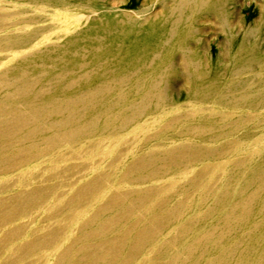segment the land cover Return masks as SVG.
I'll use <instances>...</instances> for the list:
<instances>
[{
    "label": "rangeland",
    "instance_id": "rangeland-1",
    "mask_svg": "<svg viewBox=\"0 0 264 264\" xmlns=\"http://www.w3.org/2000/svg\"><path fill=\"white\" fill-rule=\"evenodd\" d=\"M175 1L0 0V264H264V0Z\"/></svg>",
    "mask_w": 264,
    "mask_h": 264
},
{
    "label": "bare ground",
    "instance_id": "bare-ground-1",
    "mask_svg": "<svg viewBox=\"0 0 264 264\" xmlns=\"http://www.w3.org/2000/svg\"><path fill=\"white\" fill-rule=\"evenodd\" d=\"M33 1H34V0H33ZM176 1H178V0H176ZM176 1H175V2H176ZM185 1L187 2V0H185ZM191 1H192V0H191ZM191 1H190V2H191ZM196 1H197V0H196ZM199 1H200V0H199ZM179 2H180V5L183 4V3H181V1H178V4H179ZM182 2H183V1H182ZM190 2L188 1L186 4H190ZM202 2H204V1H202ZM176 3H177V2H176ZM184 3H185V2H184ZM192 3L195 4V2H192ZM206 3H207V2H206ZM174 4H175V3H174ZM204 4H205V3H203V5H204ZM183 5H184V4H183ZM195 5H196V4H195ZM195 5H194V6H195ZM173 6H175V5H173ZM181 6H182V5H181ZM186 6H187V5H186ZM186 6H185V7H186ZM194 6H193V7H194ZM197 6H200V4H199V5L197 4ZM204 6H205V5H204ZM168 7H169V6H168ZM170 7H171V6H170ZM164 8H165V6H164ZM182 8H183V7H182ZM186 8H187V7H186ZM188 8H190V6H189ZM188 8H187V9H188ZM194 8H197V7H194ZM198 8H199V7H198ZM198 8H197V9H198ZM213 8H215V7H213ZM177 9H178V8H177ZM202 9H203V8H202ZM215 9H216V8H215ZM170 10H171V9H170ZM173 10H174V8H173ZM179 10H180V9H179ZM200 10H201V7H200ZM181 11H182V10H181ZM184 11H185V10H184ZM188 11H189V9H188ZM193 11H194V9H193ZM167 12H168V11H167ZM172 12H174V11H172ZM190 12H192V11H190ZM197 12H199V10H198ZM170 13H171V12H170ZM170 13H169V14H170ZM178 13H179V12H178ZM182 13H183V12H182ZM185 13H187V12H184V15H185ZM193 13H194V12H193ZM160 14L162 15L163 13H160ZM166 14H167V13H166ZM170 15H172V13H171ZM178 15H180V14H178ZM158 16H159V15H158ZM166 16H167V15H166ZM166 16H165V17H166ZM187 16L189 17V16H192V15L188 14ZM187 16H186V17H187ZM162 17H163V15H162ZM170 17H171V16H170ZM186 17H185V19H186ZM38 18H40V17H38ZM38 18H37V20H38ZM42 18H43V17H42ZM166 18H167V17H166ZM176 18H177V17H176ZM35 19H36V18H35ZM152 19H153V18H152ZM155 19H156V18H155ZM155 19H154V20H155ZM167 19H170V18H167ZM181 19H182V18H181ZM188 19H189V18H188ZM37 20H36V21H37ZM158 20H159V19H158ZM176 20H177V19H176ZM176 20H175V21H176ZM178 20H179V19H178ZM29 21H30V20H29ZM32 21L34 22L33 19H32ZM147 21H148V20H147ZM163 21H165V20H163ZM186 21H187V19H186ZM120 22H122V21H120ZM120 22H119V21H117V22H113V26L107 24L108 27H106L105 25L102 24V25H99V26H96V27H93V28L89 29V30H88L87 32H85V33H82V34H84L86 37H82V34H81V36H80L81 38L79 37V39L77 40L76 48H77V49H80V48H81V50H83V49L85 48V46L87 47V46H90V45H93V46H95L96 48H97V47H99V48L101 47V48H102V46H101L102 44H101V43H103V40L106 39V38H107L106 41L109 40V38H110V42H111V43H113V42L116 43V41L114 40V36H115L116 40H118L120 36H121L123 39H125V41L128 40L129 38H132L131 43H129V45H131V47L134 46V45H136V44H139V43L141 44V42L144 43V44H147V43L150 42V37H152V36H150V35H151L152 32L155 30V28L158 27L157 25L151 24L152 21H150V22H146L145 24H143L142 26H140V28H138V29H136V28H132L133 30H131V29L128 30V29L126 28V27H128V26L125 25V26H126V27H125V26H123V23H122V24H119ZM107 23H108V22H107ZM131 23H132V22H131ZM154 23H155V22H154ZM156 23H157V22H156ZM162 23H163V22H162ZM104 24H105V23H104ZM164 24H165V23H164ZM133 25H134V24H133ZM169 25H170V24H169ZM117 26H118V27H117ZM121 26H122V27H121ZM137 26H138V25H137ZM137 26H136V27H137ZM164 26H165V25H164ZM113 27H114V28H119V30L114 31V30H113ZM129 27H130V25H129ZM160 27H161V26H160ZM160 27H158V28H160ZM125 28H126V29H125ZM158 28H157V29H158ZM106 29H107V30H106ZM86 30H87V29H86ZM163 30H164V29H163ZM163 30H162V31H163ZM164 31H165V30H164ZM167 31H168V30H167ZM172 31H173V29H172ZM78 32H79V31H78ZM78 32H77V33H78ZM159 32H160V31H159ZM165 32H166V31H165ZM168 32L171 34L170 31H168ZM166 33H167V32H166ZM170 34H169V36L171 37L172 35H170ZM172 34H173V33H172ZM74 35H75V34H74ZM91 35H95V36H94V39H93V38H90ZM167 35H168V34H167ZM161 36H164V35H161ZM169 36H168V37H169ZM173 36H174V35H173ZM112 37H113V38H112ZM165 37H167V36H165ZM168 37H167V38H168ZM74 38H75V37H74ZM111 38H112V39H111ZM87 39H89V40H87ZM165 39H166V38H165ZM168 39H169V38H168ZM168 39H167V40H168ZM171 39H172V38H171ZM171 39H170V40H171ZM119 40H120V39H119ZM119 40H118V41H119ZM170 40H169V41H170ZM72 41H73V40H72ZM98 41H100V42H98ZM153 41H154V40H153ZM169 41H168V42H169ZM65 42H66V41H65ZM67 42H68V41H67ZM160 42H161V41H160ZM166 42H167V41H166ZM168 42H167V43H168ZM107 43H108V41H107ZM150 43H151V42H150ZM153 43H154V42H153ZM157 43H158V42H157ZM162 43H163V42H162ZM164 43H165V42H164ZM167 43H166V44H167ZM66 44H67V43H66ZM70 44H71V43H70ZM96 44H98V45L96 46ZM99 44H100V45H99ZM116 44H117V43H116ZM127 44H128V43H127ZM72 45H73V44H72ZM105 45H106V42H105ZM112 45H114V44H112ZM161 45H162V44H161ZM60 46H61V45H60ZM67 46H69V45H67ZM138 46H139V45H138ZM142 46H144V45H142ZM145 46H146V45H145ZM145 46H144V47H145ZM147 46H148V45H147ZM109 47H111V46H109ZM60 48H62V47H60ZM65 48H66V47H65ZM99 48H97V51L100 50ZM104 48H105V47H104ZM111 48H112V47H111ZM111 48H110V49H111ZM125 48H126V47H125ZM159 48H160V47H159ZM118 49H119V48H118ZM161 49H162V48H161ZM84 50H85V49H84ZM86 50H87V48H86ZM88 50H89V49H88ZM88 50H87V51H88ZM120 50H121V49H120ZM137 50H138V49H137ZM145 50H146V48H145ZM75 51H76V50H75ZM92 51H93V50H92ZM106 51H107V50H106ZM106 51H105V53H106ZM126 51H127V50H126ZM146 51H147V50H146ZM154 51H155V50H154ZM160 51H161V50H159V51H157V52H160ZM165 51H166V50H165ZM61 52H62V51H61ZM148 52H149V51H148ZM150 52H151V50H150ZM66 53H67V52H66ZM87 53H88V52H87ZM93 53H94V56H92V55L90 54V55H91L90 57H92V58H93V57H96V58H97V54H96L95 52H93ZM97 53L99 54V52H97ZM153 53H154V52H153ZM160 53H161V52H160ZM64 54H65V53H64ZM72 54H74V53H72ZM81 54H83V53H81ZM84 54H85V52H84ZM84 54H83V55H84ZM122 54H123V53H122ZM122 54H121V55H122ZM135 54H136V53H135ZM137 54H138V53H137ZM150 54H152V53H150ZM150 54H149V55H150ZM154 54H156V52H155ZM154 54H153V55H154ZM162 54H163V53H162ZM76 55H78V54H76ZM83 55H78L77 63H78L79 61H82V59L84 60V58H82ZM85 55H86V54H85ZM95 55H96V56H95ZM114 55H115V54H114ZM114 55H113V56H114ZM126 55H127V54H126ZM141 55H142V54H141ZM146 55H147V54H146ZM157 55H158V53H157ZM65 56H66V55H64V57H65ZM98 56H99V55H98ZM106 56H107V55H106ZM113 56H112V57H113ZM118 56H120V55H118ZM122 56H123V55H122ZM130 56H131V55H130ZM139 56H140V55H139ZM150 56H151V55H150ZM163 56H164V55H163ZM64 57H63V58H64ZM108 57H109V56H108ZM132 57H133V56H132ZM140 57H141V56H140ZM140 57H139V58H140ZM153 57H154V56H153ZM60 58H61V57H60ZM86 58H88V57H86ZM114 58H115V57H114ZM136 58H137V57H136ZM157 58L159 59V57H157ZM106 59H108V58H105V61H107ZM111 59H112V58H111ZM128 59H129V58H128ZM151 59H152V58H151ZM160 59H161V58H160ZM55 60H56V59H55ZM91 60H93V59H91ZM108 60H109V59H108ZM115 60H116V58H115ZM129 60H130V59H129ZM53 61H54V60H53ZM109 61H110V60H109ZM153 61H154V58H153ZM87 62H88V61H87ZM89 62H90V61H89ZM99 62L101 63V61H99ZM99 62H98V63H99ZM107 62H108V61H107ZM118 62H119V61H118ZM120 62H123V61H120ZM132 62H133V61H132ZM132 62H131V63H132ZM150 62H151V61H150ZM77 63L75 62V65H76ZM83 63H84V61H83ZM111 63H112V62H111ZM115 63H116V62H115ZM138 63H139V62H138ZM148 63H149V62H148ZM151 63H152V62H151ZM151 63H149V64H151ZM153 63H154V62H153ZM153 63H152V64H153ZM62 64H63V63H62ZM89 64H90V63H89ZM92 64H93V63H92ZM103 64H104V62H103ZM108 64H110V63H108ZM120 64H121V63H120ZM136 64H137V63H136ZM149 64H147V66H148ZM190 64H191V63H190ZM59 65H60V64H59ZM67 65H68V64H67ZM84 65H86V63H85ZM104 65H106V63H105ZM117 65H118V64H117ZM132 65H133V64H132ZM139 65H140V64H139ZM193 65H194V64H193ZM193 65H192V66H193ZM45 66H46V65H45ZM50 66H51V65H50ZM63 66H64V65H63ZM73 66H74V65H73ZM90 66H91V65H90ZM98 66H99V64H98ZM111 66H113V64H111ZM115 66H116V65H115ZM115 66H114V67H115ZM118 66H119V65H118ZM118 66H117V67H118ZM130 66H131V65H130ZM130 66H129V67H130ZM154 66H156V65H154ZM165 66H166V65H165ZM48 67H49V66H48ZM61 67H62V66H61ZM81 67H83V66H81ZM86 67H87V65H86ZM93 67H94V66H93ZM95 67H96V66H95ZM95 67H94V68H95ZM107 67H108V65H107ZM117 67H116V68H117ZM119 67H120V66H119ZM136 67H137V66H136ZM140 67H141V66H140ZM149 67H150V66H149ZM151 67H152V66H151ZM162 67H163V66H162ZM167 67H168V66H167ZM170 67H171V66H170ZM170 67H169V68H170ZM78 68H79V67H78ZM88 68H89V67H88ZM133 68H134V67H133ZM196 68L198 69V67H196ZM60 69H61V68H60ZM64 69H65V68H64ZM102 69H104V68H102ZM106 69H107V68H106ZM106 69H105V70H106ZM108 69H109V67H108ZM120 69H121V68H120ZM129 69H130V68H129ZM141 69H142V68H141ZM17 70H18V67H17ZM73 70H74V69H73ZM80 70H81V69H80ZM87 70H88V69H87ZM89 70H90V69H89ZM91 70H92V69H91ZM84 71H85V70H84ZM92 71H93V70H92ZM92 71H91V72H92ZM117 71H118V70H117ZM128 71H129V70H128ZM32 72H33V71H32ZM52 72H53V70H52ZM60 72L63 73V71H60ZM66 72H67V71H66ZM70 72L72 73L73 71H70ZM91 72H89V73H91ZM93 72H94V71H93ZM111 72H112V70H111ZM115 72H116V71H115ZM125 72H126V71H125ZM136 72H137V71H136ZM58 73H59V72H58ZM58 73H57V74H58ZM67 73H69V72H67ZM86 73H87V72H86ZM100 73H101V71H100ZM138 73H139V71H138ZM142 73H143V72H140V74H142ZM38 74H39V73H38ZM43 74H45V73L43 72ZM50 74H52V73L50 72ZM50 74H49V75H50ZM60 74H61V73H60ZM83 74H84V73H83ZM97 74H98V73H97ZM97 74H96V76H97ZM104 74H105V73H104ZM122 74H124V73H122ZM127 74H128V73H127ZM133 74H136V73L133 72ZM40 75H41V74H40ZM63 75H65V74H63ZM78 75H79V74H78ZM80 75H81V73H80ZM84 75H86V76L88 77L87 74H84ZM84 75H83V76H84ZM100 75H101V74H100ZM138 75H139V74H138ZM192 75H193V74H192ZM195 75H196V74H195ZM198 75H199V73L197 74V76H198ZM55 76H56V75H55ZM91 76H92V75H91ZM112 76H113V75H112ZM124 76H125V75H124ZM131 76H132V73H131ZM131 76H130V77H131ZM134 76H135V75H134ZM136 76H137V75H136ZM136 76H135V77H136ZM141 76H142V75H141ZM193 76H194V75H193ZM193 76H192V77H193ZM197 76H196V77H197ZM53 77H54V76H53ZM76 77H77V76H76ZM87 77H86V78H87ZM126 77H127V76H126ZM147 77H148V76H147ZM30 78H32V77H30ZM50 78H52V77H50ZM57 78H62V77H58V76H57ZM57 78H53V79H57ZM81 78H83V77L80 76V79H81ZM88 78H89V77H88ZM88 78H87V80H88ZM111 78L113 79L114 77H111ZM111 78H110V79H111ZM127 78H128V77H127ZM137 78H138V77H137ZM137 78H136V79H137ZM47 79H48V78H47ZM53 79H52V81H54ZM62 79H63V78H62ZM65 79H67V78L65 77ZM72 79H73V78H72ZM74 79H79V78L77 77V78H74ZM89 79H90V78H89ZM124 79H125V78H124ZM132 79H133V78H132ZM145 79H146V78H145ZM145 79H144V81H145ZM24 80L29 81L30 79L28 80V78H27V79L25 78ZM24 80H23V81H24ZM31 80H32L33 83H34V80H33V79H31ZM82 80H83V79H82ZM125 80H127V79H125ZM128 80H130V79H128ZM21 81H22V80H21ZM27 81H26V84H27V85H28V84H31V83H27ZM36 81H37V80L35 79V83H36ZM47 81H48V80H47ZM55 81H58V82H59V80H55ZM64 81H65V80H64ZM97 81H98V80H97ZM97 81H96V82H97ZM29 82H31V81H29ZM49 82H51V81H49ZM49 82H47V83H49ZM61 82H62V81H61ZM61 82H60V83H61ZM68 82H70V81H68ZM73 82H75V81H73ZM112 82H113V81H112ZM132 82H133V80H132ZM141 82H142V81H141ZM150 82H151V81H150ZM78 83H80V82L78 81ZM100 83H101V82H100ZM49 84H50V83H49ZM65 84H66V82H65ZM65 84H64V85H65ZM76 84H77V83H76ZM76 84H75V85H76ZM98 84H99V83H98ZM141 84H142V83H141ZM37 85H38V83H36V86H37ZM55 85H56V84L54 83V87H55ZM75 85H74V86H75ZM86 85H87V84H86ZM92 85H93V84H92ZM101 85H103V84H101ZM128 85H129V84H128ZM14 86H15V85H12L13 88H14ZM66 86H67V84H66ZM82 86H83V85H82ZM93 86H94V85H93ZM96 86H97V85H96ZM96 86H95V87H96ZM107 86H108V85H107ZM107 86H106V88H108ZM110 86H111V85H110ZM110 86H109V88H110ZM115 86L117 87V85H115ZM115 86H114V88H116ZM118 86H119V85H118ZM129 86H130V85H129ZM132 86H133V85H132ZM151 86H152V85H151ZM34 87H35V84H34ZM50 87H52V86H50ZM50 87H49V85H48V88H50ZM54 87H53V88H54ZM84 87H85V86H84ZM84 87L81 88L80 85H79L78 88H77V90H78V91H83V90H84ZM102 87H104V86H102ZM120 87L122 88V87H124V86L120 85ZM120 87H118V88H120ZM130 87H131V86H130ZM135 87L137 88L136 84H135ZM45 88H46V86H45ZM53 88H52V89H53ZM61 88H62V87H61ZM61 88H60V90H61ZM65 88H66V87H65ZM65 88H64V90H65ZM67 88H68V86H67ZM70 88H71V87H70ZM88 88H89V87H88ZM109 88H108V89H109ZM112 88H113V87H112ZM140 88H141V87H140ZM140 88H139V89H140ZM52 89H51V90H52ZM54 89H55V88H54ZM72 89H73V88H72ZM92 89H93V88H92ZM92 89H90V91H91ZM144 89H145V87H144ZM23 90H25V89H23ZM23 90H22V91H23ZM47 90H50V89H47ZM87 90H88V89H87ZM94 90H95V89H94ZM102 90L105 91L106 89H102ZM102 90H101V91H102ZM147 90H148V89H147ZM25 91H26V90H25ZM25 91H24V92H25ZM38 91H39V90H38ZM95 91H97V90H95ZM27 92H29V91H27ZM27 92H25V93H27ZM64 92H65V91H64ZM69 92H70V91H69ZM91 92H92V91H91ZM148 92H150V91H147V93H148ZM39 93H40V92H38V94H39ZM61 93H62V92H61ZM66 93H67V92H66ZM85 93H86V91H85ZM92 93H94V92H92ZM95 93H96V92H95ZM95 93L93 94V95H94L93 97H95ZM147 93H145V96L147 95V97H148V95H149V96H152V95H153V94H152L153 92H151L152 95H151L150 93H148V94H147ZM48 94H49V93H48ZM76 94H77V93H76ZM76 94H75V95H76ZM82 94H83V93H82ZM86 94H87V93H86ZM86 94H85V95H86ZM90 94H91V93H90ZM96 94H97V93H96ZM99 94H101V93H99ZM120 94H121V93H120ZM35 95H36V93H35ZM35 95H33V96L35 97ZM85 95H84V96H85ZM91 95H92V94H91ZM37 96H39V95H37ZM51 96H52V95H51ZM87 96H89V94H87L86 97H87ZM154 96H155V95H154ZM154 96H153V98L151 97L152 100L154 99ZM31 97H32V96H31ZM54 97H55V96H54ZM74 97H77V96H74ZM74 97H73V99H72V97H71V100L73 101V102H72V105H76L75 108L77 107V105H78L79 107H77V109H74V108H73L72 110L70 109L69 111H70V112L72 111V114H75L74 116H76L77 113H79L78 117L80 116L79 118H81L82 116H84V115H83V114H84V111H82L83 113H81V111H78V110H81V108L83 107V105H84V103H85V100H83V99H82V100H78V104H77V100H76V98H74ZM78 97L80 98V96H78ZM91 97H92V96H91ZM114 97H115V96H114ZM116 97H117V96H116ZM118 97H119V96H118ZM118 97H117V98H118ZM37 98H38V97H37ZM37 98H36V99H37ZM64 98H65V97H64ZM81 98H82V97H81ZM102 98H103V96H102ZM21 99H22V98H21ZM74 99H75V100H74ZM85 99H87V98H85ZM97 99H98V98H97ZM19 100H20V99H19ZM22 100H23V99H22ZM54 100H55V99H54ZM69 100H70V99H69ZM88 100H89V99H88ZM88 100H86V101H88ZM92 100H94V99H92ZM92 100H91V101H92ZM148 100H149V98H148ZM24 101H26V100H24ZM27 101H28V100H27ZM67 101H68V100H67ZM103 101H104V100H103ZM114 101L116 102V100H114ZM114 101H113V102H114ZM149 101H151V100H149ZM29 102L32 103L31 100H30ZM62 102H63V101H62ZM69 102H70V101H69ZM88 102H89V101H88ZM96 102H98V101L96 100ZM100 102H101V100L99 99V103H100ZM111 102H112V101H111ZM115 102H114V103H115ZM147 102H148V101H147ZM22 103H23V101H22ZM70 103H71V102H70ZM70 103H69L67 106L71 105ZM114 103H113V105H114ZM24 104H25V103H24ZM62 104H63V103H62ZM92 104H95V103H92ZM92 104H91V105H92ZM97 104H98V103H97ZM97 104H96V105H97ZM60 105H61V104H60ZM65 105H66V104H65ZM65 105H64V107H65ZM115 105H117V104L115 103ZM118 105H119V104H118ZM85 106H87V104H85ZM89 106H90V105H89ZM93 106H94V105H93ZM109 106H110V105H109ZM70 107L72 108V106H70ZM107 107H108V106H107ZM114 107H115V106H114ZM116 107H118V106H116ZM126 107L128 108V106H126ZM54 108H57V107L55 106ZM67 108H68V107H67ZM67 108H65V109H66L65 115L68 113V112H67ZM108 108H110V107H108ZM57 109H58V108H57ZM68 109H69V108H68ZM105 109H106V108H105ZM114 109H115V108H114ZM51 110H52V109H51ZM53 110H54V109H53ZM60 110H61V109H60ZM73 110L78 111V112L75 113V112H73ZM82 110H85V108H84V109L82 108ZM122 110H123V109H122ZM125 110H126V108H125ZM54 111H58V110H54ZM63 111H65V110H63ZM87 111H88V110H87ZM107 111H108V110H107ZM13 112H14V111H13ZM60 112H61V115L64 114L62 111H59V113H60ZM88 112H89V111H88ZM104 112H105V111H104ZM110 112H111V111H110ZM46 113H48V112H46ZM46 113H45V114H46ZM51 113H52V117H53V114H54L53 111H52ZM105 113H106V112H105ZM111 113H112V112H111ZM13 114H14V113H13ZM33 114H34V113H33ZM33 114H32V115H33ZM55 114H56V113H55ZM69 114H71V113H69ZM88 114H89V113H88ZM34 115H35L36 117L38 116L37 114H34ZM59 115H60V114H59ZM61 115H60V116H61ZM102 115H103V113H102ZM110 115H111V114H110ZM39 116H40V115H39ZM39 116H38V119H40ZM41 116H43V114H42ZM47 116H48V115H47ZM56 116H57V114H56ZM60 116H59V117H60ZM113 116H114V115H113ZM32 117H34V116H32ZM36 117H35V119H36ZM61 117H62V116H61ZM109 117H110L111 119L113 118V117H111V116H109ZM114 117H115V116H114ZM30 118H31V116H30ZM65 118H67V117H65ZM68 118H69V117H68ZM35 119H34V120H35ZM75 119H76V118H75ZM81 119H82V118H81ZM121 119H122V118H121ZM125 119H126V118L123 119V122H124ZM44 120H45V119H44ZM59 120H60V118H59ZM62 120H63V119H62ZM66 120H67V119H66ZM79 120H80V119H79ZM88 120H89V119H88ZM107 120H108V119H107ZM45 121H47V120H45ZM50 121H51V120H50ZM50 121H49V122H50ZM60 121H61V120H60ZM67 121H68V120H67ZM71 121H75V120H74V119H71ZM76 121H77V119H76ZM89 121H90V120H89ZM89 121H88V122H89ZM104 121H105V120H104ZM104 121H103V122H104ZM120 121H122V120H120ZM125 121H126V120H125ZM30 122H31V121H30ZM49 122H48V123H49ZM51 122H52V121H51ZM77 122H78V121H77ZM108 122L110 123L111 121H108ZM33 123H34V122H33ZM35 123H37L36 120H35ZM52 123H53V122H52ZM71 123L74 124L75 122H70L69 124H71ZM82 123H83V122H82ZM82 123H81V127L84 126ZM119 123H121V122H119ZM125 123H126V122H125ZM125 123H124V124H125ZM38 124H39V123H38ZM40 124H42V123H40ZM105 124H106V123H105ZM61 125H62V123L60 124V126H61ZM63 125H66V124L64 123ZM106 125H107V124H106ZM69 127H70V126H69ZM74 127H76V125H75V126L73 125L72 128H74ZM81 127H80V124H79V127H78V128L80 129ZM61 128H63V127L61 126ZM64 128H65V127H64ZM64 128H63V130H64ZM70 129H71V128H70ZM57 130H58V128H57ZM71 130H74V129H71ZM76 130H77V129H76ZM76 130H74V131H76ZM80 130H82V132H83L84 134H85V132H87L88 134L90 133L89 131H83L82 128H81ZM65 132H66V130H65ZM77 132H78V131H77ZM79 132H80V131H79ZM82 132H81V133H82ZM66 133H67V132H66ZM56 134H58V133H56ZM81 135H82V134H81ZM85 135H86V134H85ZM85 135H84V136H85ZM68 136H69V135H68ZM86 136H87V135H86ZM70 137H71V136H69V138H70ZM66 138H67V137H66ZM178 149H179V148H178ZM178 149H177V150H178ZM171 150H172V149H171ZM173 150L176 151V148L173 149ZM167 152H168V151H167ZM167 152H166V153H167ZM179 152H180V151H179ZM166 153H165V155H166ZM168 153L170 154V150H169ZM172 153H173V152L171 151V154H172ZM174 154H176V153H174ZM178 154H179V153H178ZM178 154H177V155H178ZM180 154H181V153H180ZM182 154H183V153H182ZM162 155L164 156V154H162ZM162 155H161V156H162ZM150 156H151V155H150ZM163 156H162V157H163ZM179 156H180V155H179ZM179 156H178V157H179ZM185 156H186V154H185ZM148 157H149V156H148ZM148 157H147V158H148ZM166 157H167V155H166ZM166 157H165L164 159H166ZM174 157H175V156H174ZM143 158L145 159L146 157H143ZM147 158H146L145 160H147ZM153 158H156V157L153 156ZM168 158H169V157H168ZM168 158H167V159H168ZM176 158H177V157H176ZM182 158H183V157H182ZM144 159H141L140 161H142V160L144 161ZM167 159H166V160H167ZM173 159H174V158H173ZM177 159L179 160V159H181V158H177ZM177 159H176V160H177ZM157 160H162V159H161V158H160V159L157 158ZM169 160H170V158H169ZM149 161H152V163H153V161H156V160H149ZM163 161H164V160H163ZM170 161H171V160H170ZM170 161H169V162H170ZM173 161H175V160H173ZM133 162H134V161H133ZM133 162H132V163H133ZM147 162H148V161H147ZM147 162H146V163H147ZM161 162H162V161H161ZM142 163H143V162H142ZM144 163H145V162H144ZM144 163H143V165H144ZM152 163H150L149 165L151 166ZM165 163H166V162H165ZM154 164H155V163H154ZM154 164H153V165H154ZM166 164H167V163H166ZM171 164H173L172 161H171ZM132 165H133V164H132ZM145 165H146V164H145ZM169 165H170V164H169ZM146 166H147V165H146ZM170 166H171V165H170ZM248 198H249V196H248ZM246 201H248V199H247ZM176 203H177V202H176ZM242 203H243V202H242ZM244 203H245V202H244ZM235 205H236V204H235ZM238 205H239V204H238ZM236 206H237V205H236ZM175 209H176V208H175ZM175 209H173V211H175ZM173 211H171V212H173ZM171 214H172V213H171ZM175 214H176V212H175Z\"/></svg>",
    "mask_w": 264,
    "mask_h": 264
}]
</instances>
